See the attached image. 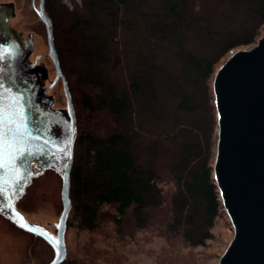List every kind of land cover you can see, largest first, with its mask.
<instances>
[{"label": "trees", "instance_id": "1", "mask_svg": "<svg viewBox=\"0 0 264 264\" xmlns=\"http://www.w3.org/2000/svg\"><path fill=\"white\" fill-rule=\"evenodd\" d=\"M59 2L47 0L48 8ZM73 9H64L62 20L66 52L78 53L80 63L73 75L82 123L72 99L68 225L95 231L108 220L126 235L155 220L188 244L204 245L225 214L213 170V77L223 62L214 66L212 55L258 42L264 27L253 28L263 24L264 0H82ZM208 76L215 124L209 168L198 115ZM82 263L68 256L63 264Z\"/></svg>", "mask_w": 264, "mask_h": 264}, {"label": "water", "instance_id": "2", "mask_svg": "<svg viewBox=\"0 0 264 264\" xmlns=\"http://www.w3.org/2000/svg\"><path fill=\"white\" fill-rule=\"evenodd\" d=\"M38 17L47 31L49 55L54 61L57 77H62L72 119L64 151L67 162L59 171L62 178V211L56 232L32 222L20 211L16 196L3 214L22 230L44 239L53 249L49 264H63L68 257L66 232L72 210L71 169L77 138V118L72 96L60 66L54 43L53 23L45 9V0L39 7L33 0ZM15 14L13 2L0 3V21L10 29ZM31 48L28 50L30 52ZM41 83L46 74L41 75ZM214 103L217 115L216 158L213 165L222 210L233 229L232 237L220 254L218 264H264V33L258 42L248 48L233 51L218 67L213 77ZM61 112V111H60ZM63 113V111H62ZM24 190H21V193ZM22 214L23 221L16 216ZM32 230L22 227V223ZM57 225H60L58 228ZM38 226V227H35ZM61 238L60 257L49 237Z\"/></svg>", "mask_w": 264, "mask_h": 264}, {"label": "rangeland", "instance_id": "3", "mask_svg": "<svg viewBox=\"0 0 264 264\" xmlns=\"http://www.w3.org/2000/svg\"><path fill=\"white\" fill-rule=\"evenodd\" d=\"M1 2L15 3L16 16L12 19L13 25L24 31L25 35L31 30H36L39 33L35 40L36 52L46 56L49 50L46 27L33 10L32 0H0ZM39 2L40 0H37V3ZM81 4L82 0H60L56 10L51 11L45 0V8L50 10L54 18V43L61 53L60 63L68 76L69 90L78 108L80 126L82 111L75 87L78 74L73 75V71L75 73L80 69V63L78 53L66 52L67 24L62 17L65 15L64 9L71 11ZM66 16H70V13ZM263 27L264 21L260 28L256 26L253 31L255 28L262 30ZM127 39L129 40V37ZM250 46L252 45L244 48ZM224 51L219 49L212 55L214 66L227 58L226 55L223 56ZM46 61L50 71L49 76L53 79L56 75L54 65L50 60ZM209 78L208 76L206 80L204 79L205 93L203 92V98L200 97L202 106L198 110L199 117L204 120V163L208 168L213 160L215 145V124L208 89ZM57 92L60 96L59 100L65 104L66 96L62 84ZM61 189L62 178L53 171H48L44 176L37 178L19 205L27 219L45 226L51 232H56L55 223L58 222L63 207ZM211 234L212 238L207 239L204 245L194 246L188 244L181 234H171L163 224L160 225L155 220L145 228L126 235L116 231L112 222L104 220L95 231L68 225L66 242L68 256L88 264H218L219 256L233 234L226 214L217 218ZM53 256L52 247L44 239L18 228L0 215V264H49Z\"/></svg>", "mask_w": 264, "mask_h": 264}, {"label": "flooded vegetation", "instance_id": "4", "mask_svg": "<svg viewBox=\"0 0 264 264\" xmlns=\"http://www.w3.org/2000/svg\"><path fill=\"white\" fill-rule=\"evenodd\" d=\"M35 1L39 7L40 2ZM31 4L36 12L33 0ZM15 16L16 5L15 14L10 19L11 28L3 27V23L0 21V48L7 49V52L0 58V86H2L0 90L7 89L10 95L20 98L17 103L23 109V123L35 137L26 139L23 145H14L9 149L13 154H15V148L19 146H24L29 150L23 157V165L16 164V167L19 168L18 174L12 172L11 161H9V167L0 170V175H3L8 181L4 193L0 195V208L3 209L0 211V215L17 226L3 214L7 211L6 205H9L11 199L16 196L17 207L23 212L19 205L37 178L44 176L48 171L59 174V171L64 168V164L67 162V153L64 151L63 140L67 138L72 119L68 114L67 97L65 104L59 100L57 89L62 84L65 93V88L62 77H57V70L49 55V50L46 56L37 53L35 40L39 33L36 30H31L25 35L24 31L13 25L12 19ZM30 48L31 50L28 52ZM47 59L52 62L56 71L53 79L49 76L50 71L46 66ZM43 73L46 74V77L41 83ZM15 118L19 121L18 115ZM17 159L20 158L17 157ZM21 190L24 192L21 193Z\"/></svg>", "mask_w": 264, "mask_h": 264}, {"label": "snow or ice", "instance_id": "5", "mask_svg": "<svg viewBox=\"0 0 264 264\" xmlns=\"http://www.w3.org/2000/svg\"><path fill=\"white\" fill-rule=\"evenodd\" d=\"M5 52H7V49L0 48V58L3 57ZM19 99V97L10 95L7 89L0 90V170L9 167V161H11V169L14 174H18L19 172L16 164L23 165V157H25L29 150L24 146H19L15 148V154H13L9 149L13 148L14 145H23L26 139L35 138L32 136V132L28 130L27 125L23 123V109L17 103ZM17 115L19 116V121L15 118ZM17 157L20 159L18 160ZM7 184L8 181L5 180L3 175H0V195L4 193ZM6 206L14 207V202ZM0 211H3V209L0 208ZM16 216L23 221L22 214L16 213ZM21 226L32 230V226H29L26 222L22 223ZM57 227L59 228L60 225H57ZM49 238L57 249L58 260L60 257L61 238L59 236Z\"/></svg>", "mask_w": 264, "mask_h": 264}]
</instances>
